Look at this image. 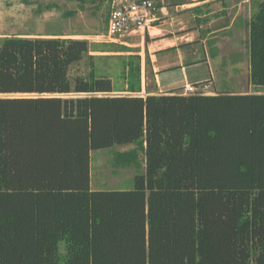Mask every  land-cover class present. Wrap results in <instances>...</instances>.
<instances>
[{"label":"trees","instance_id":"16d2710c","mask_svg":"<svg viewBox=\"0 0 264 264\" xmlns=\"http://www.w3.org/2000/svg\"><path fill=\"white\" fill-rule=\"evenodd\" d=\"M251 2L252 93L95 96L139 94L140 56L0 38V264H264V0ZM109 57L116 70L99 71ZM95 151L135 170L131 189H91Z\"/></svg>","mask_w":264,"mask_h":264},{"label":"rangeland","instance_id":"374dc122","mask_svg":"<svg viewBox=\"0 0 264 264\" xmlns=\"http://www.w3.org/2000/svg\"><path fill=\"white\" fill-rule=\"evenodd\" d=\"M166 4H170L172 0H164ZM203 0H188L183 8H177L179 18L184 21L193 20L194 13L187 14L191 8L200 6L199 3ZM208 3L209 16L204 18L203 22H196L197 19L190 23H186L187 32H194L190 37L189 45H195L198 49V54L192 52H184L187 59L190 56L194 60H204L210 62L212 67V76L214 83L209 88H214L218 91H233V93H252L254 89L249 85V67L247 62V41L248 29L247 22L252 17L255 11L252 0H205ZM111 2L107 0H0V38L6 36L21 35L22 37H37L38 35H56L59 38H71L76 40H87L89 44H98V49L114 51L117 46H126L131 49L130 53L117 52H94L91 48L89 55L91 56H116V55H139L141 58V87L146 85L152 87L151 72L153 71L157 84L160 83L161 76L169 79L170 84H176L177 74H171L169 71L164 73H155L153 61H156L154 55L148 45L149 39L154 37L152 29L158 19L152 21L146 29L134 31L133 33L125 34L115 40L109 39L103 33L106 30L108 14L111 10ZM169 9V8H168ZM174 9V7H173ZM171 9V11L173 10ZM175 11V10H174ZM177 14V15H178ZM174 25L177 23L174 21ZM179 25L176 28H179ZM217 29V30H216ZM210 30L215 32V43H207L210 37L203 31ZM26 34H34L27 36ZM152 36V37H151ZM206 40V41H205ZM117 46H113V45ZM186 45V44H184ZM187 45V46H189ZM218 46L219 52L214 57L211 56V49ZM213 46V47H211ZM208 50L210 51L208 53ZM215 50V49H214ZM184 51V50H183ZM150 53L152 57H150ZM184 56V54H183ZM152 58V59H151ZM150 60L151 68L146 66V61ZM158 61V60H157ZM80 62L73 66L69 72L70 80L77 76H84L89 71L88 66ZM117 60L114 57H109L104 60H95V66L100 70H108L114 72L116 70ZM210 67V68H211ZM157 67H155L156 70ZM152 70V71H151ZM162 70V68H160ZM160 72V71H159ZM194 72H199L201 75L208 77L206 66L202 65L196 68ZM152 73V74H153ZM157 75V76H156ZM159 75V76H158ZM153 76V77H154ZM173 77V78H170ZM164 77V78H165ZM114 85L120 84L115 76H112ZM158 92H152L156 95H168L177 93L179 88L166 87L161 84ZM186 86V85H185ZM145 88V87H144ZM183 88V89H182ZM180 88L179 93L185 94V87ZM213 88V90H214ZM143 89V88H142ZM195 91L186 93H197ZM213 90H210L212 92ZM215 90V91H216ZM207 91L203 89L200 92ZM144 91L139 94L145 97ZM209 94V93H206ZM74 95V94H73ZM101 94L99 96H103ZM125 92H116L107 94L111 97L128 96ZM131 95V94H130ZM7 96V95H6ZM10 97H27L24 95H8ZM67 97V96H62ZM70 97V96H68ZM129 147H116L115 150L123 151ZM90 187L92 190L100 189H131L133 186L132 177L134 169L118 170L110 165L111 155L95 151L90 153ZM117 170L116 172H113Z\"/></svg>","mask_w":264,"mask_h":264},{"label":"crops","instance_id":"0c3cea01","mask_svg":"<svg viewBox=\"0 0 264 264\" xmlns=\"http://www.w3.org/2000/svg\"><path fill=\"white\" fill-rule=\"evenodd\" d=\"M162 3V8L159 11V18H157V22L155 23L154 27L152 28L154 30V32H156L154 34V37L156 38H152L149 39L148 41V45H150V49L151 52H153L152 54L154 55L156 61H153V66H154V72L155 73H164V71H169L171 74H177L176 78H177V82L176 84H170L168 81L169 79H166L165 76H161V80L160 83L166 85V87H174V89L176 88H182L189 85H194L197 87L203 86L204 89H206L207 91H204L205 95H214L215 92H217V90L214 88H209V86L211 84L214 83L213 81V76H212V67L210 62H207L206 59L204 60H194L191 56L189 59H187V55L184 53L186 52V50L188 52H192V54H198L199 51L198 49H196V47L193 49V47L196 45H189L190 43V37L192 35L195 34V31L192 33L190 31L187 32L186 29V23H190L195 19H201L200 22H203V19L209 16L208 13V2L203 0L201 2H197L200 4V6H196L195 8H200V12L197 11L195 12L192 8L190 11H187V14L190 13H194V16L192 19L193 20H188V21H184L183 19L179 18V10H176L177 8H183V6L185 5H177L171 9H173L171 11V9L167 6L168 4L165 3L164 0L161 1ZM169 8V9H168ZM175 10V11H174ZM183 13V12H181ZM178 14V15H177ZM174 21L177 23V25H174ZM196 21V20H195ZM179 25H183L180 26L179 28H176ZM217 30V29H216ZM203 33H207V35L210 37L211 41L209 40V42L207 43H215L216 41L213 40L215 39V36H211L214 35L215 32H210V30L207 31H203ZM27 36H33L34 34H26ZM54 35H38L37 37H53ZM58 37V36H57ZM206 41V40H205ZM186 44V45H184ZM189 45V46H187ZM213 47V46H211ZM215 50H217V52H219V48L216 45ZM184 50V51H183ZM210 51L208 50V53ZM152 54L150 53V57H152ZM184 54V56H183ZM152 59V58H151ZM158 60V61H157ZM206 66V70L208 72V77L201 75L199 72H194V70L196 68H199L200 66ZM151 68V64H150V60H149V65ZM155 67L156 70H155ZM211 67V68H210ZM160 68H162V70H160ZM152 71V70H151ZM160 71V72H159ZM153 71L151 72V79L153 84L152 87L147 86L146 89V85H144L142 88V90L144 91L143 93L145 95L151 94V93H147V90H151L154 91L155 88H159L160 86H162L161 84H157L155 85V81L156 78L154 76ZM154 76V77H153ZM157 76V75H156ZM159 76V75H158ZM165 77V78H164ZM170 78H173L170 76ZM160 85V86H159ZM145 87V88H144ZM183 89V88H182ZM210 90H213L212 92H210ZM216 90V91H215ZM159 91V90H158ZM142 92V91H141ZM209 93V94H206ZM134 96H141L139 94L134 95Z\"/></svg>","mask_w":264,"mask_h":264},{"label":"built area","instance_id":"2783aa9c","mask_svg":"<svg viewBox=\"0 0 264 264\" xmlns=\"http://www.w3.org/2000/svg\"><path fill=\"white\" fill-rule=\"evenodd\" d=\"M154 4L153 0H113L102 37L106 38V35L109 39L115 40L125 34L151 26L150 23L157 19L153 13ZM188 89L192 91L193 88L188 87Z\"/></svg>","mask_w":264,"mask_h":264},{"label":"clouds","instance_id":"9594fccd","mask_svg":"<svg viewBox=\"0 0 264 264\" xmlns=\"http://www.w3.org/2000/svg\"><path fill=\"white\" fill-rule=\"evenodd\" d=\"M158 18V17H157ZM188 87H192L193 89H192V91H195V88H196V86H194V85H189V86H185V90H184V92H185V94H183L182 93V95H184V96H188V94L186 93V91H188L189 89H188ZM198 91H197V93L196 94H201V95H205V93L204 92H200V91H202L203 89H204V87L203 86H200V87H198ZM192 91H190V92H192ZM141 93V92H140ZM139 93V94H140ZM192 94H195V93H192ZM192 94H189V95H192ZM99 95H101V94H99ZM99 95H95V96H99ZM134 95H137V94H129L128 96H134ZM149 95V94H148ZM215 95V94H214ZM79 96H84V95H79ZM103 96H107V94H104ZM147 95H145V97H146ZM207 96H211V95H207ZM111 97V96H110ZM134 97H142V96H134ZM145 97H143V98H145ZM91 182V181H90Z\"/></svg>","mask_w":264,"mask_h":264},{"label":"water","instance_id":"95a60500","mask_svg":"<svg viewBox=\"0 0 264 264\" xmlns=\"http://www.w3.org/2000/svg\"><path fill=\"white\" fill-rule=\"evenodd\" d=\"M1 96V95H0Z\"/></svg>","mask_w":264,"mask_h":264}]
</instances>
